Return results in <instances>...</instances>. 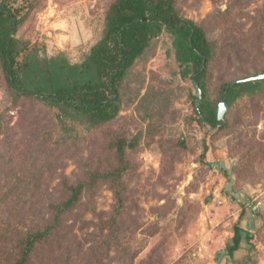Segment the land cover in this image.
<instances>
[{
  "label": "trees",
  "instance_id": "16d2710c",
  "mask_svg": "<svg viewBox=\"0 0 264 264\" xmlns=\"http://www.w3.org/2000/svg\"><path fill=\"white\" fill-rule=\"evenodd\" d=\"M106 1L100 38L80 62L71 63L65 52L57 48L49 50L44 42L30 37L35 32L34 18L42 0H0V84L7 89L5 92L11 97L13 107H21L19 122L23 121L26 134L33 136L31 142L25 137L15 142L11 135L3 141L5 146L0 147L3 174L8 166L30 174V183H24L27 178L21 176L20 183L10 189L11 193L15 189H27L26 199H10L6 192L0 195V264H71L73 247L64 218L81 203L85 187L109 183L115 207L104 225L117 231L120 221H124L128 195L125 175L134 168L129 152L138 147L142 135L149 137L153 131L152 116L146 112L143 117L148 126L145 133L141 128L132 134L106 127L122 109L123 90L133 81L136 62L150 56L154 39L161 34L166 32L171 37L178 68L174 74L181 80H191L188 96L194 108L188 116L190 122H196L206 131L209 126L218 131L238 130L247 110L258 114L264 109V78L244 80L264 73V5L254 15L242 11L246 0H231L224 10L217 8L216 27L219 25L226 31L213 39L209 37L207 23L211 24L209 20L214 16L210 14L206 20L186 17L182 6L187 0ZM234 13L250 17L252 22L239 35L227 34L230 32L227 23L232 21ZM252 51L256 57L250 60ZM234 57L240 59L243 73H233L227 79L228 66ZM250 65L254 66L253 72L243 70ZM222 66L227 73L220 74L219 70L216 84H211L209 79L214 67L222 70ZM141 80L143 83L144 79ZM192 82L202 92L198 106ZM171 88H168L169 94L176 93L174 99L178 98L180 94ZM139 89L140 86L135 96ZM222 100L228 109L219 120L217 110ZM149 103L146 101L144 105ZM8 125L0 115V135L9 130ZM86 132L96 134L99 139L83 165L86 178L70 183L62 176L61 196L52 199L48 190L52 174L62 166L60 162L66 152L77 146ZM179 143L184 146V141ZM21 144L24 148L19 149ZM172 153L173 150L162 163L167 160L172 166ZM39 191L41 195L36 194ZM36 205L40 207L38 214H34ZM244 214L245 207H242L239 220L233 226V236L217 252L218 261L222 257L234 259L243 241L252 245L253 233L240 226ZM110 242L104 244L109 246Z\"/></svg>",
  "mask_w": 264,
  "mask_h": 264
},
{
  "label": "rangeland",
  "instance_id": "374dc122",
  "mask_svg": "<svg viewBox=\"0 0 264 264\" xmlns=\"http://www.w3.org/2000/svg\"><path fill=\"white\" fill-rule=\"evenodd\" d=\"M230 3L231 0L217 3L187 0L182 8L184 15L194 20H206L212 14L214 17L209 20L212 23H207V28L209 37L214 39L226 31L219 25L216 27V9L224 10ZM106 4V0H42L34 18L35 32L30 37L44 42L49 50L57 48L65 52L71 63L80 62L101 36ZM263 5L264 0H246L242 11L254 15ZM227 24L230 27L227 34L239 35L252 22L250 17L234 13ZM250 54L253 60L255 51ZM241 65L240 59L234 57L228 66L227 79L233 73L242 74ZM253 67L246 66L243 70L253 72ZM177 69L171 37L166 32L154 39L150 56L136 62L133 81L123 90L122 109L106 128L124 129L132 134L141 128L145 133L148 126L143 117L147 112L152 116L153 131L149 137L142 135L138 147L129 152L134 168L125 175L126 214L117 231L104 225L115 207L114 194L107 182L85 187L81 203L64 218L73 247L71 264H235L236 261L264 264V109L258 114L247 110L238 130L218 131L209 126L206 131L188 119L194 108L188 96L191 80L179 79L174 74ZM219 70L220 74L227 73L223 66L222 70L214 67L211 84H216ZM139 86V94L135 96ZM3 87L0 84V115L10 128L0 135V147L5 146L3 141L11 135L15 142L23 137L31 142L33 136L26 134L23 121L19 122L21 107H13ZM168 88L180 96L174 99L176 93L169 94ZM146 101L151 103L145 106ZM98 144L96 134L86 132L78 145L66 152L60 162L62 166L49 180L52 199L61 196L62 176L70 183L86 178L83 165L93 145ZM171 150L174 159L169 166L167 160V165L162 161ZM6 168L4 174L0 170V195L6 192L10 199H26L27 189H15L12 193L10 189L20 183L21 176L27 178L24 183H30V174L17 167ZM242 207L245 214L240 226L253 233L252 245L243 241L234 259L222 257L218 261L217 252L233 236ZM39 210L36 205L34 214ZM108 240L111 242L106 246L104 242Z\"/></svg>",
  "mask_w": 264,
  "mask_h": 264
},
{
  "label": "water",
  "instance_id": "95a60500",
  "mask_svg": "<svg viewBox=\"0 0 264 264\" xmlns=\"http://www.w3.org/2000/svg\"><path fill=\"white\" fill-rule=\"evenodd\" d=\"M261 78H264V73L256 75V76H250L248 78H245L244 80H254V79H261ZM193 83H194L195 92H196V95L198 98L196 105L198 106L199 101L202 97V92H201V89L198 87V85L195 82H193ZM227 109H228V104L224 100L220 101L218 104V110H217V118L219 120H222L224 118V115H225Z\"/></svg>",
  "mask_w": 264,
  "mask_h": 264
}]
</instances>
